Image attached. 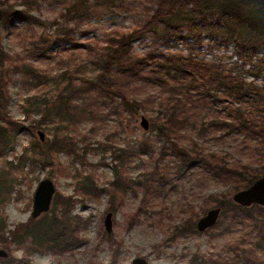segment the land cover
<instances>
[{"label":"rangeland","instance_id":"obj_1","mask_svg":"<svg viewBox=\"0 0 264 264\" xmlns=\"http://www.w3.org/2000/svg\"><path fill=\"white\" fill-rule=\"evenodd\" d=\"M9 3L15 4L18 10L24 7L19 0H9ZM153 3L154 0H116L108 9L66 23L60 18L64 12L63 2L50 0L31 12L44 24L19 19L6 27L0 19L4 50L32 62L49 76L45 84L38 86L29 85L22 73H10L6 79L10 95L8 114L23 125L21 129L7 127L8 146L0 152V216L6 221V236L10 238V232L21 226L17 231V236L20 235L22 224L32 219L35 191L44 178L52 179L56 186L50 209L45 213H51L55 195L59 192L75 198L73 214H80L87 221L80 233L83 243L73 251L29 254L32 239L24 238L10 248L0 245V249L8 252L7 257L0 256V264H132L136 257L146 258L150 264H188L193 256L230 260L236 246L252 243L249 236L252 231L228 219L205 231L197 229V221L216 207L210 206L209 196L226 192L230 186L215 180L199 166H189L182 174L178 173L179 157L171 148L174 142L190 146L192 140H197L206 151L228 154L248 162L253 159L249 150L251 143H245L241 135L224 134L207 125L200 132L198 128L203 122L208 124V120L219 114L216 109H210L205 100L198 101L190 111L191 121L186 129L165 136L160 126L164 111L162 102L167 93L153 80H119L128 104L118 95L111 96L97 89L101 68L94 62V56L89 58L90 61L86 60V47L103 46L107 33L114 29L129 31L141 25L150 16ZM54 18L59 24L50 26L49 22ZM189 41L193 42V39ZM188 42L165 45L161 37L149 32L134 40L133 46L137 55L188 54L191 47ZM202 44V48L192 52L198 58L207 61L221 58L220 63L225 65L237 60L233 44L215 46L209 37H205ZM262 56L264 47L256 54L257 58ZM71 78L76 84L91 89L90 93L76 95L73 103L91 107L95 115L81 116L75 127L67 118L56 114L40 124L43 112L35 108L31 116L26 117L27 98L33 96L39 101L44 98L54 102L59 90ZM247 79L252 80L253 76L248 75ZM257 83L264 84V73ZM143 118L149 121L148 129L142 126ZM0 126L7 124L0 121ZM63 136L69 138L73 150L51 154L46 143ZM122 149L136 150L140 154L134 153L130 157L127 171L133 179L132 186L127 187L123 203L111 211L108 209L109 190L116 180L114 166L118 164L115 153ZM156 166L166 171L167 179L162 189L146 194L141 181ZM87 175L93 176L102 190L98 196L82 198L78 194L77 186ZM202 207L208 208L194 225L187 221L193 211H201ZM110 212L113 226L108 232L105 219ZM106 233L110 241L106 239ZM259 252L264 255L262 250Z\"/></svg>","mask_w":264,"mask_h":264},{"label":"trees","instance_id":"obj_2","mask_svg":"<svg viewBox=\"0 0 264 264\" xmlns=\"http://www.w3.org/2000/svg\"><path fill=\"white\" fill-rule=\"evenodd\" d=\"M50 0H19L23 9H15V4L4 0L0 3V19L9 27L16 20L37 21L39 18L31 14L33 9H39L42 3ZM64 6L60 14L66 23L71 20H82L91 15L110 8L116 0H57ZM59 24L54 18L49 25ZM153 32L162 38L165 45L172 42H188V54H157L137 55L134 52V40L143 38ZM209 37L213 45L233 44L237 60L231 65L198 58L192 52L203 47V39ZM3 36L0 33V121L7 124L0 126V152L7 148V127L23 128L21 122L14 120L7 110L10 95L7 89V76L10 73H22L29 85L45 84L48 75L32 62L19 59L3 48ZM264 47V0H154L150 16L141 25L132 30L114 29L107 33L102 46L89 45L84 56L90 61L95 57L101 72L97 78L98 91L118 95L122 101L130 103L122 92L119 80L124 82L153 80L165 89L167 95L162 102V121L160 129L165 136L181 133L190 123V111L198 101L205 100L210 109L219 113L208 124L202 123L198 128L203 132L208 128L222 130L224 134L241 135L249 144L252 161L231 158L228 154H219L204 150L197 140L192 144L179 145L172 143V150L179 157L178 173L182 174L189 166H199L217 181L230 186L226 192L209 196L211 205L221 207L222 212L218 225L227 219L232 223L243 224L252 232V243L236 246L230 260L220 258H205L193 256L188 264H264V205L253 204L243 206L234 202L231 195L247 188L264 175V84L257 80L264 73V56L257 58V51ZM34 51V50H33ZM253 79L248 80L247 76ZM90 86L76 84L73 78L68 79L65 86L59 90L58 98L51 102L48 99L27 98L24 106L26 117L34 110L43 112L39 121L56 114L67 118L75 127L81 116L95 115V111L83 104H75L72 99L81 92L90 93ZM130 106H127V108ZM132 107V106H131ZM41 109V110H40ZM68 137H55L48 140L45 147L53 154L60 151H72ZM74 145V144H72ZM248 146V145H247ZM136 150L122 149L115 159L114 168L116 180L109 190L108 209L115 211L124 200L127 187L132 186L133 179L128 176L127 166ZM163 168L155 167L145 175L143 181L145 193L159 191L167 179ZM77 192L82 198L98 196L102 191L98 188L95 178L87 175L77 186ZM160 187V188H159ZM76 200L73 196L57 193L54 198L51 213H45L38 219L22 224V233L17 231L6 236V221L0 216V245L10 248L20 244L24 238H31L32 247L29 254L39 251L63 253L73 251L83 243L81 231L87 221L80 214H73ZM209 207V206H208ZM208 207L201 211H193V225L197 218ZM194 229V228H193ZM106 239L108 234L106 233Z\"/></svg>","mask_w":264,"mask_h":264},{"label":"water","instance_id":"obj_3","mask_svg":"<svg viewBox=\"0 0 264 264\" xmlns=\"http://www.w3.org/2000/svg\"><path fill=\"white\" fill-rule=\"evenodd\" d=\"M142 126L144 127V129L149 128L148 119H142ZM41 139H44L43 133H41ZM55 192L56 186L52 179L44 178L39 182L34 195V204L32 211L33 218H38L41 214L49 211ZM233 200L234 202L243 206H251L253 204L264 205V175L258 178L247 188L236 191L233 194ZM221 211V207H213L209 209L208 212L197 221V229L199 231H205L208 228L215 226L221 214ZM112 226V213L110 212L107 214L105 219V228L108 232H111ZM0 256L7 257L8 252L5 249L1 248ZM132 264H150V262L146 258L136 257L134 258Z\"/></svg>","mask_w":264,"mask_h":264},{"label":"clouds","instance_id":"obj_4","mask_svg":"<svg viewBox=\"0 0 264 264\" xmlns=\"http://www.w3.org/2000/svg\"><path fill=\"white\" fill-rule=\"evenodd\" d=\"M17 256L20 257V256H21V253L18 252V253H17Z\"/></svg>","mask_w":264,"mask_h":264}]
</instances>
